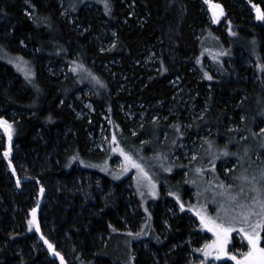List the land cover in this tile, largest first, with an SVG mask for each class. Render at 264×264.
<instances>
[{"label":"trees","instance_id":"obj_1","mask_svg":"<svg viewBox=\"0 0 264 264\" xmlns=\"http://www.w3.org/2000/svg\"><path fill=\"white\" fill-rule=\"evenodd\" d=\"M215 1L235 20L228 31L209 23L202 0H0V121L10 123H0V264L188 262L185 243L199 234L185 215L169 219L168 239L151 242L149 252L137 248L145 232L125 231L124 222H134L127 179L115 182L95 168L106 155L93 149L90 137L103 122L96 114L95 121L79 117L82 106L75 96L91 86L97 112L107 107L112 123L127 131L118 119L119 103L166 106L175 98L173 81L182 78L199 86L209 109L220 111L221 118L209 123L215 132L230 115L240 125L242 112L252 128L258 118L246 107L264 97V25L247 18L243 0ZM249 3L264 13V0ZM64 7L73 23L62 15ZM102 26L108 50L96 42ZM209 39L228 54L221 57L218 75L197 84L196 73L209 72L204 51ZM150 56L154 68L148 71ZM241 58L254 69H239L236 78ZM48 64L72 66L80 80L62 81ZM105 65L111 66L109 75ZM251 70L258 90L244 82ZM12 116L17 118L11 122ZM97 177L104 192L96 187ZM37 193L47 244L28 221ZM151 215L148 236H159V214Z\"/></svg>","mask_w":264,"mask_h":264},{"label":"rangeland","instance_id":"obj_2","mask_svg":"<svg viewBox=\"0 0 264 264\" xmlns=\"http://www.w3.org/2000/svg\"><path fill=\"white\" fill-rule=\"evenodd\" d=\"M202 2L211 25L222 26V31H228L230 27L235 26L234 18L227 17L219 2ZM243 2L241 8L247 12V18L251 16L253 22L264 25V18H261L262 9L258 14L257 5H250L249 0ZM62 15L73 23L74 17L69 9L64 7ZM108 35L104 26L101 27L99 35L94 34L96 42L103 50L110 48V45L105 43ZM19 46L26 48L24 44ZM204 51L210 57V60L205 62V69L209 72H197L194 77L197 84L202 80H210L212 74L218 75L222 67L221 57L228 54L210 39L206 41ZM151 57L146 60L148 71L154 68ZM48 68L56 72L62 81H67L72 76L80 80V74H76L77 71L72 66L65 68L62 65L48 64ZM249 68L254 69L248 58L239 59L235 77L240 75L239 69ZM104 70L109 75L111 66L105 65ZM254 71L251 70L252 77L245 78L244 82L252 89L258 90V80L253 78ZM30 82L33 84L32 78ZM172 86L175 98L166 106L161 103L150 106L141 103H119L118 119L126 125L127 131L122 125L112 123L111 111L107 107L97 112L93 103L96 92L91 86H86L84 91L76 93L75 98L82 106V109L77 110V115L90 120L93 118L95 121L96 114L103 122L98 133L90 137L93 149L103 151L106 155V160L95 164V168L103 174H108L115 182L127 179L125 188L129 190L128 204L134 222L125 221L124 225L127 232H145L143 241L137 245L138 249L149 252L151 242L163 244L160 236L164 240L168 239L169 219L185 215L188 223L199 234L196 239L189 237L185 243L189 249L186 264L243 262L246 255L253 251L248 235L255 234L258 237V247L264 248V97H256L253 106L246 107L251 118L257 116L260 120H252V128L247 125V116L242 112L239 115L240 125L235 124L233 116L230 115L227 121L221 124L222 129L215 132V128L209 123L216 116L221 118L220 111L209 109L201 97L199 86L190 85V82L182 78L175 79ZM231 107L238 109L233 105ZM225 109L227 107L223 110ZM16 118L12 116L11 122ZM1 121L6 122L3 119ZM9 124L1 123L7 127ZM1 131L6 140V130ZM7 145L6 142V149ZM87 180V183L93 184ZM94 180L99 182L96 185L99 191L104 192L102 177ZM113 186L114 184L111 188ZM39 194L37 193V198L34 199L35 207L28 221L32 229H38L43 235L40 211L43 204L40 205ZM160 196L163 197L162 200ZM166 198L171 201L167 202ZM152 210L159 214V236H148V228L152 227ZM208 221L214 224L209 223L206 226ZM216 225L229 231L226 234L220 232ZM45 235L43 236L47 239ZM148 238L150 241H146ZM127 242L128 239L124 241ZM233 256L236 257L235 260L232 259ZM125 264H131V261L126 260Z\"/></svg>","mask_w":264,"mask_h":264},{"label":"snow or ice","instance_id":"obj_3","mask_svg":"<svg viewBox=\"0 0 264 264\" xmlns=\"http://www.w3.org/2000/svg\"><path fill=\"white\" fill-rule=\"evenodd\" d=\"M261 18H264V13L261 14ZM0 123H6V122L0 121ZM5 130L6 131H10L9 128H6ZM262 175H264V173H262ZM202 219H203V217H202ZM209 223L214 224V222L208 221L206 223V226ZM215 227L218 228L220 232H223L225 234L229 231V229L224 228V227L219 226V225H216ZM257 239H258V237H256L255 234L248 235V240H249V242H250V244L252 246L253 251L249 252L246 255V259L243 262L242 261H237V264H264V248L258 247ZM50 247H51V245H50ZM220 247H221V250H223L222 243H221ZM57 255H59V253H57ZM232 259L235 260L236 257L233 256Z\"/></svg>","mask_w":264,"mask_h":264},{"label":"bare ground","instance_id":"obj_4","mask_svg":"<svg viewBox=\"0 0 264 264\" xmlns=\"http://www.w3.org/2000/svg\"><path fill=\"white\" fill-rule=\"evenodd\" d=\"M258 9L260 10L261 8H260L259 6H257V8H256V12H257V13H258ZM260 13H261V12H260ZM126 227H127V226H126ZM41 239H42V241L45 242V244H47V241H46L45 238L41 237Z\"/></svg>","mask_w":264,"mask_h":264},{"label":"water","instance_id":"obj_5","mask_svg":"<svg viewBox=\"0 0 264 264\" xmlns=\"http://www.w3.org/2000/svg\"><path fill=\"white\" fill-rule=\"evenodd\" d=\"M258 14H260V10L258 9ZM37 232L39 233L38 229H37Z\"/></svg>","mask_w":264,"mask_h":264},{"label":"crops","instance_id":"obj_6","mask_svg":"<svg viewBox=\"0 0 264 264\" xmlns=\"http://www.w3.org/2000/svg\"><path fill=\"white\" fill-rule=\"evenodd\" d=\"M263 209H264V207H263ZM198 224H199V220H198Z\"/></svg>","mask_w":264,"mask_h":264}]
</instances>
